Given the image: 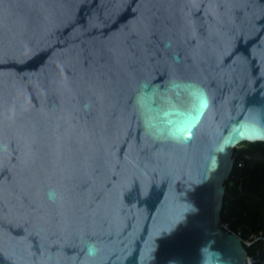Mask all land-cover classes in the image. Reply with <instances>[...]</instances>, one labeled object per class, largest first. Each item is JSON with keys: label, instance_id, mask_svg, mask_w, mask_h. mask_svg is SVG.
I'll return each mask as SVG.
<instances>
[{"label": "water", "instance_id": "water-1", "mask_svg": "<svg viewBox=\"0 0 264 264\" xmlns=\"http://www.w3.org/2000/svg\"><path fill=\"white\" fill-rule=\"evenodd\" d=\"M244 141L264 0H0V264H249Z\"/></svg>", "mask_w": 264, "mask_h": 264}, {"label": "trees", "instance_id": "trees-1", "mask_svg": "<svg viewBox=\"0 0 264 264\" xmlns=\"http://www.w3.org/2000/svg\"><path fill=\"white\" fill-rule=\"evenodd\" d=\"M234 160L226 182L221 223L244 239L260 237L264 234V141L241 142ZM253 247L248 250L250 255L256 254ZM260 259L264 260V250Z\"/></svg>", "mask_w": 264, "mask_h": 264}, {"label": "built area", "instance_id": "built-area-1", "mask_svg": "<svg viewBox=\"0 0 264 264\" xmlns=\"http://www.w3.org/2000/svg\"><path fill=\"white\" fill-rule=\"evenodd\" d=\"M239 166H241V164H239ZM221 227L227 231H232L231 229H229L228 225L227 224H223L221 223L220 224ZM233 232V231H232ZM240 235V234H239ZM241 236V235H240ZM243 242H244V245L246 247V250H247V258H248V261H249V264H258L259 262L263 263L264 264V260H261L260 259V252L262 250H264V234H262L260 237H255L253 240H245L243 239ZM262 243V247L260 250H256V254L255 255H250L249 254V249L252 248L253 246H255L257 243Z\"/></svg>", "mask_w": 264, "mask_h": 264}, {"label": "rangeland", "instance_id": "rangeland-1", "mask_svg": "<svg viewBox=\"0 0 264 264\" xmlns=\"http://www.w3.org/2000/svg\"><path fill=\"white\" fill-rule=\"evenodd\" d=\"M256 159H257V158H256ZM243 239H244V238H243ZM253 239H254V238H252V239L249 238V239H245V240H249V241H250V240H253ZM262 245H263L262 243H257V244L253 247V249L255 248V249L258 251V250L261 249Z\"/></svg>", "mask_w": 264, "mask_h": 264}]
</instances>
